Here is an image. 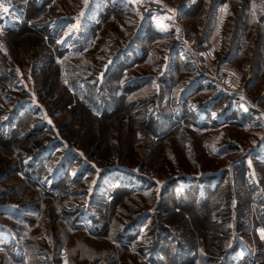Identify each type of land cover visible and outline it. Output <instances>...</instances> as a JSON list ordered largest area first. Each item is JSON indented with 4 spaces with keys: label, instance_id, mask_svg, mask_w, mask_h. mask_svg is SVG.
<instances>
[{
    "label": "rangeland",
    "instance_id": "rangeland-1",
    "mask_svg": "<svg viewBox=\"0 0 264 264\" xmlns=\"http://www.w3.org/2000/svg\"><path fill=\"white\" fill-rule=\"evenodd\" d=\"M262 230L264 0H0V264H264Z\"/></svg>",
    "mask_w": 264,
    "mask_h": 264
},
{
    "label": "snow or ice",
    "instance_id": "snow-or-ice-1",
    "mask_svg": "<svg viewBox=\"0 0 264 264\" xmlns=\"http://www.w3.org/2000/svg\"><path fill=\"white\" fill-rule=\"evenodd\" d=\"M8 10H9V9H8L7 7H4V8H3V11H4V12H8ZM261 236H262V238H264V230L261 231Z\"/></svg>",
    "mask_w": 264,
    "mask_h": 264
}]
</instances>
